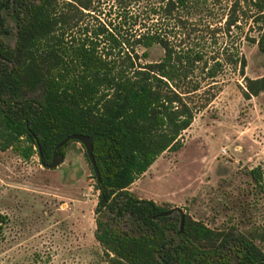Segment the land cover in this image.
<instances>
[{
    "label": "trees",
    "instance_id": "obj_1",
    "mask_svg": "<svg viewBox=\"0 0 264 264\" xmlns=\"http://www.w3.org/2000/svg\"><path fill=\"white\" fill-rule=\"evenodd\" d=\"M106 1L121 12L90 27L88 18L100 15ZM142 1L0 0L1 147L26 159L38 154L49 163L70 134L93 137L101 177L100 184L96 179L95 238L106 264H264V231L216 229L189 213L181 228L180 212L164 215L170 205L130 190L160 155L183 147L181 138L196 112L188 98L200 89L191 73L202 59L176 56L169 41L149 26L134 32L140 12L131 8H140ZM159 1L146 10L149 20L206 2ZM248 7L254 10L248 19L258 27V36L248 38L264 55V0H232L226 27L238 26ZM12 33L14 44L5 41ZM155 44L164 48V56L140 62L136 46ZM234 62L245 79V97L264 92V75L246 76L245 56ZM73 142L56 153L65 157ZM250 174L262 189V171ZM7 220L0 214V234Z\"/></svg>",
    "mask_w": 264,
    "mask_h": 264
},
{
    "label": "rangeland",
    "instance_id": "obj_2",
    "mask_svg": "<svg viewBox=\"0 0 264 264\" xmlns=\"http://www.w3.org/2000/svg\"><path fill=\"white\" fill-rule=\"evenodd\" d=\"M159 2L143 0L140 8H131L140 12L134 32L149 26L169 41L176 56L200 54L191 73L200 89L188 98L196 112L181 138L183 147L160 155L130 190L183 208L212 228L262 232L264 92L246 98L245 79L234 62L245 56L246 76L264 75V55L248 38L258 36V27L248 19L254 10L245 9L247 16L227 30L232 0H206L203 6L178 9L169 18L149 20L146 10ZM120 12L114 1H106L100 15L88 18V25L108 22ZM5 41L14 44V33ZM136 51L140 62L159 61L165 53L159 44L136 46ZM64 150V162L49 169L38 154L26 159L13 148L3 150L0 143V214L8 217L0 234V264H106L95 238L99 190L91 164L81 143ZM255 168L263 173L262 189L255 187L250 174Z\"/></svg>",
    "mask_w": 264,
    "mask_h": 264
},
{
    "label": "water",
    "instance_id": "obj_3",
    "mask_svg": "<svg viewBox=\"0 0 264 264\" xmlns=\"http://www.w3.org/2000/svg\"><path fill=\"white\" fill-rule=\"evenodd\" d=\"M74 140L77 141L79 143H81L84 148H85V152L88 155L92 170L96 176V179L98 181V184H100L101 182V177H100V172L94 157V153H93V137L89 136V135H83V134H70L69 136H67L63 141H61L55 148L52 160L49 163H45L42 162V165L44 167H47L49 169H56L58 168L63 162H64V156L62 154H57L56 151L62 147H64L69 141ZM175 211H178L182 214V221H181V228H183L184 226V222H185V211L183 210V208L180 207H174L171 208L170 210L166 211L165 213H163L164 215H170L172 213H174Z\"/></svg>",
    "mask_w": 264,
    "mask_h": 264
}]
</instances>
